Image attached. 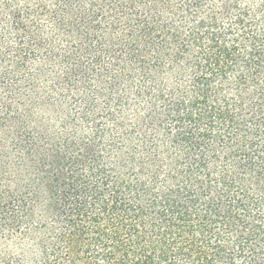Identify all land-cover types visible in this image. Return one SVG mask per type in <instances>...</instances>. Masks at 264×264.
I'll return each instance as SVG.
<instances>
[{"label":"trees","instance_id":"16d2710c","mask_svg":"<svg viewBox=\"0 0 264 264\" xmlns=\"http://www.w3.org/2000/svg\"><path fill=\"white\" fill-rule=\"evenodd\" d=\"M0 264H264V0H0Z\"/></svg>","mask_w":264,"mask_h":264}]
</instances>
